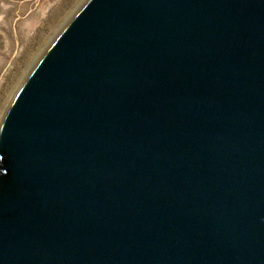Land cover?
I'll return each instance as SVG.
<instances>
[{
    "label": "water",
    "instance_id": "water-1",
    "mask_svg": "<svg viewBox=\"0 0 264 264\" xmlns=\"http://www.w3.org/2000/svg\"><path fill=\"white\" fill-rule=\"evenodd\" d=\"M0 128V264H264V0H87Z\"/></svg>",
    "mask_w": 264,
    "mask_h": 264
},
{
    "label": "rangeland",
    "instance_id": "rangeland-1",
    "mask_svg": "<svg viewBox=\"0 0 264 264\" xmlns=\"http://www.w3.org/2000/svg\"><path fill=\"white\" fill-rule=\"evenodd\" d=\"M87 0H0V128L33 66Z\"/></svg>",
    "mask_w": 264,
    "mask_h": 264
}]
</instances>
